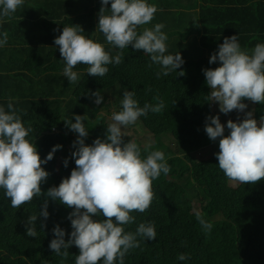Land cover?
Wrapping results in <instances>:
<instances>
[{"label":"trees","instance_id":"obj_1","mask_svg":"<svg viewBox=\"0 0 264 264\" xmlns=\"http://www.w3.org/2000/svg\"><path fill=\"white\" fill-rule=\"evenodd\" d=\"M24 1L10 18H0V39L3 32L8 33L7 45L0 47V107L7 111L11 98L14 106L22 110L24 126L32 129L27 138L37 145L42 159L54 146L62 145L54 158L42 165L50 173L41 185L42 191L59 186L76 167L71 153L75 151L72 144L78 134L68 129L64 121L75 122L74 115L87 114L85 126L89 135L85 143L92 145L97 138L106 139L108 123L101 111L107 106V95L116 92L122 98L125 91H132L141 107L161 101L165 105L160 113L149 112L138 120V125L153 134L151 148L145 151L146 146L136 142L142 158L149 151H163L171 171L153 181L155 197L150 208L144 213H131L136 221L125 228L135 232L140 223H154L156 240L138 237L140 247L130 250L124 264H264V180L231 186L214 157L211 164H197L192 159L187 163L163 141L172 131L173 120L200 147L214 143L204 130L205 121L211 115L212 105H219H210L206 100L209 91L201 68L207 63L208 52L218 51L225 37L237 35L241 49L249 54L257 43H264V0H207V7H200L197 0L188 5L183 0H164L160 4L153 0L152 5L163 9H199L192 22L167 33L172 40L168 54L180 52L185 58L182 68L177 70H183L185 75L173 72L157 78L159 66L129 46L124 50L123 62L108 65L109 72L104 77L88 76V66L78 64L73 70L79 73V80L72 84L63 76L65 64L60 51L55 55L49 44H54L64 26L79 25L84 30L81 35L102 43L114 56L119 49H114L96 31L101 0ZM147 2L150 4V0ZM177 13L168 11L167 19L164 17L161 23L166 19L169 27ZM97 90L104 96L100 106L89 96ZM254 115L259 120L264 115V105L255 104ZM215 142L217 153L219 141ZM42 200L34 198L20 209L12 208L0 188V264H61L62 258L54 254L49 244L55 238L52 229L57 224L66 230L65 239L70 237L72 228L67 216L72 209L49 201V218L44 221L39 217L38 236L28 237L24 222L31 214L38 215ZM197 212L212 224L210 232L201 228ZM42 222L46 223L43 229ZM68 251L69 257L63 264H75L79 249L72 246ZM181 253L190 258L178 260Z\"/></svg>","mask_w":264,"mask_h":264},{"label":"clouds","instance_id":"obj_2","mask_svg":"<svg viewBox=\"0 0 264 264\" xmlns=\"http://www.w3.org/2000/svg\"><path fill=\"white\" fill-rule=\"evenodd\" d=\"M185 1L187 5L191 2ZM197 2L200 7H207V0ZM24 3V0H0V18H10ZM101 3L96 31L119 51L111 55L102 43L81 35L84 30L79 25L64 26L62 34L55 38L54 44L49 45L55 55L58 56L60 51L65 64L63 76L70 84L79 80V73L73 70L78 64L88 66V76L104 77L109 72L108 65L123 62L124 50L129 46L143 52L150 57L152 64L159 66L157 78L173 72L177 76L185 75L183 70L177 71L182 68L185 58L180 52L168 54V50L172 49V40L165 33V21L167 12H173V6L163 9L151 2L149 4L147 0H101ZM163 12L166 19L162 24ZM154 15L161 17L155 25L150 23ZM2 37L0 47L8 43L7 31ZM206 59L207 63L201 68L209 91L206 100L210 105L218 104L219 107L212 105L204 130L214 143L200 147L195 139L188 136L185 147L210 148L212 154L199 161H194L192 156L185 159L178 156L187 163L192 159L197 164H211L214 157L219 162V169L230 181L229 185L257 184L264 180V115L257 120L253 111H248L245 101L264 105V43H257L249 54L241 49L237 35L225 37L218 51L213 54L208 52ZM89 96L95 98L97 106L104 101L100 90L91 92ZM134 96L132 91L123 93L120 102L122 110L111 115V123L106 119V139L97 138L92 145L85 143L89 135L85 126L87 114L74 115L75 122L73 119L64 121L68 129L78 134L72 144L75 151L71 153L76 167L59 186H53L46 192L42 191L41 185L50 173L42 165L51 161L62 145L54 146L42 159L37 145L27 138L32 129L24 126L20 115L22 110L14 106L11 98L7 111L0 107V188L10 199L11 207L16 209L31 203L34 198H43L38 215L31 214L24 222L26 235L38 236L37 220L39 217H43L44 221L49 218V201L72 209L67 216L72 228L70 237L65 239L68 234L59 224L52 229L55 238L49 248L62 258L61 264L69 257L68 250L72 246L79 249L75 264H124L130 250L140 247L138 237L145 241L156 240L154 223H140L135 232L125 228L136 221L131 213H144L150 208L155 197L153 181L162 173L168 175L171 168L163 151H149L146 158H142L141 147L136 142L139 140L125 142L127 135L122 128L135 125L140 117L147 116L149 112L160 113L165 105L161 101L156 105L145 103L141 107ZM106 102L109 106L108 95ZM233 111L234 115H228ZM236 112L243 114V119H229L225 128V119L229 116L236 119ZM217 140L219 152L216 153L212 146ZM149 148L150 144L145 151ZM64 166H68V159H65ZM196 219L205 232L212 230V224L200 212L196 213ZM45 227L46 223L42 222L40 228ZM189 258L184 253L177 256L180 261Z\"/></svg>","mask_w":264,"mask_h":264},{"label":"rangeland","instance_id":"obj_3","mask_svg":"<svg viewBox=\"0 0 264 264\" xmlns=\"http://www.w3.org/2000/svg\"><path fill=\"white\" fill-rule=\"evenodd\" d=\"M184 3H186L185 0H183ZM173 11H177V15H174V20L171 22L170 27L167 26V24L165 25V33L167 35V33L175 28H180L183 27V25L192 22L196 16H194V12L197 11V9H189V8H178V9H172ZM166 17V14L163 15V18ZM123 98H121L119 96L118 93L116 92H111L108 94V102H109V106H105L102 109V115L106 117L107 120L110 121V123L112 122L109 118L111 117V115L114 112H119L122 110V108H120L121 105V100ZM248 103V111H253V117H254V106L255 104H252L251 102H247ZM246 109V110H247ZM243 119V114H238L236 112V119L233 116H229L225 119L226 125H227V121L229 119L233 120V121H237V119ZM172 123V131L170 133V135L165 136L164 138V143L168 144V146H171L172 148V152L176 153L177 155H181L184 159L186 158V156H192L194 161H199L202 158L206 157V156H210L211 150L210 148L208 149H199L196 146H193V148L188 149L187 147H185L183 145V140H186L187 135H186V131L181 127V125H176L175 121H171ZM122 131L126 133L127 136L124 137V139L127 140H139L142 145L147 146V145H152L154 143V137L153 134L149 131H147L145 128H142L141 125H138V121L135 125H131L128 126L127 128H122ZM228 135V134H225ZM214 147H217V143H215L213 145Z\"/></svg>","mask_w":264,"mask_h":264},{"label":"crops","instance_id":"obj_4","mask_svg":"<svg viewBox=\"0 0 264 264\" xmlns=\"http://www.w3.org/2000/svg\"><path fill=\"white\" fill-rule=\"evenodd\" d=\"M162 1H164V0H157V2L160 4V2H162ZM150 2L152 3V4H154L155 2H153V0H150ZM157 7H159V8H161L160 6H157ZM161 19V17L160 16H157V15H154V19L150 22V23H153L154 25L156 24V23H158V21Z\"/></svg>","mask_w":264,"mask_h":264}]
</instances>
